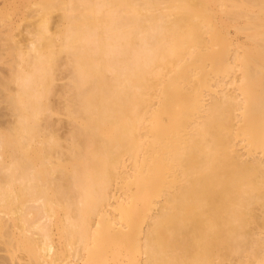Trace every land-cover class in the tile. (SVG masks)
Instances as JSON below:
<instances>
[{
  "label": "bare ground",
  "instance_id": "obj_1",
  "mask_svg": "<svg viewBox=\"0 0 264 264\" xmlns=\"http://www.w3.org/2000/svg\"><path fill=\"white\" fill-rule=\"evenodd\" d=\"M249 2L236 45L213 0H32L7 21L0 264H264V0Z\"/></svg>",
  "mask_w": 264,
  "mask_h": 264
},
{
  "label": "rangeland",
  "instance_id": "obj_2",
  "mask_svg": "<svg viewBox=\"0 0 264 264\" xmlns=\"http://www.w3.org/2000/svg\"><path fill=\"white\" fill-rule=\"evenodd\" d=\"M32 0H0V32H2V27L6 28V23L11 19V22H23L25 21V13L28 10ZM210 0H207L209 2ZM214 3H211L209 7L211 13L215 15L216 21L222 25V28L227 32L228 39L237 44L243 42L245 39V34H241L236 29L237 27L243 25V20H237V16H253L255 9L253 8L251 0H213ZM220 1H225V6L221 7L218 3ZM6 2V3H5ZM5 3V4H4ZM233 6H239L236 8ZM242 10L243 12H239ZM4 29V28H3ZM234 45V47H236ZM232 49V48H231ZM229 51V50H228ZM225 48L218 49L219 54H226ZM235 75H239L238 72ZM232 77V74L229 77ZM225 77L224 81L227 84V90H231L229 85L230 79ZM2 106L0 105V110Z\"/></svg>",
  "mask_w": 264,
  "mask_h": 264
}]
</instances>
